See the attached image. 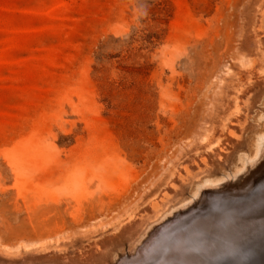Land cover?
I'll list each match as a JSON object with an SVG mask.
<instances>
[{"label":"rangeland","instance_id":"1","mask_svg":"<svg viewBox=\"0 0 264 264\" xmlns=\"http://www.w3.org/2000/svg\"><path fill=\"white\" fill-rule=\"evenodd\" d=\"M263 10L0 0V246L34 252L0 258L99 264L230 169L236 122L254 129L262 108L264 92L249 93L264 75Z\"/></svg>","mask_w":264,"mask_h":264},{"label":"bare ground","instance_id":"2","mask_svg":"<svg viewBox=\"0 0 264 264\" xmlns=\"http://www.w3.org/2000/svg\"><path fill=\"white\" fill-rule=\"evenodd\" d=\"M262 15L264 23V10ZM256 76L262 86L252 88L249 94L253 97L264 92V75ZM263 94L262 108L251 117L256 127L248 130L246 120L250 118H239V133L230 142L232 148L222 150L226 156L222 154L221 158L231 161L230 169L199 178L187 197L151 221L126 249H117L99 264H153L158 256L157 264H218L219 257L227 264H264ZM241 142L242 150L238 147ZM157 251L159 255L152 258ZM1 252L9 254V258L13 254L18 257L34 253L24 244L0 246ZM171 254L175 260L169 258ZM251 255L259 258L258 263L248 261ZM4 259L0 258V264H31Z\"/></svg>","mask_w":264,"mask_h":264},{"label":"water","instance_id":"3","mask_svg":"<svg viewBox=\"0 0 264 264\" xmlns=\"http://www.w3.org/2000/svg\"><path fill=\"white\" fill-rule=\"evenodd\" d=\"M249 262H256L258 263L259 258L256 255H251L250 258L248 259Z\"/></svg>","mask_w":264,"mask_h":264}]
</instances>
